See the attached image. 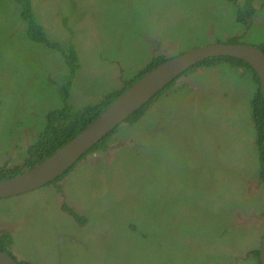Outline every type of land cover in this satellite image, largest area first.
I'll use <instances>...</instances> for the list:
<instances>
[{
    "label": "rangeland",
    "instance_id": "1",
    "mask_svg": "<svg viewBox=\"0 0 264 264\" xmlns=\"http://www.w3.org/2000/svg\"><path fill=\"white\" fill-rule=\"evenodd\" d=\"M251 1L245 24L236 17L245 0H31L49 38L74 44V111L101 101L152 55L229 38L264 45V0ZM25 27L15 0H0V167L12 170L25 167L46 113L63 106L69 69ZM170 88L63 179L0 198V232L18 262L249 264L264 232L253 74L220 62Z\"/></svg>",
    "mask_w": 264,
    "mask_h": 264
},
{
    "label": "trees",
    "instance_id": "2",
    "mask_svg": "<svg viewBox=\"0 0 264 264\" xmlns=\"http://www.w3.org/2000/svg\"><path fill=\"white\" fill-rule=\"evenodd\" d=\"M232 3H236L237 0H229ZM17 5L20 8V16L23 21L26 23L25 32L28 37L35 42L45 44L49 49H56L64 57L65 63L69 68L65 73V82L61 87V100L63 106L55 110L46 113V123L42 128L41 132L36 137L35 141L28 147L27 153L28 156L24 162L26 169L32 167L34 164L38 163L42 159L46 158L52 154L55 150L65 144L68 140L74 137L80 130H82L87 124H89L93 119H95L106 107H108L116 98H118L131 84H133L137 79L142 75L159 65L160 63L170 59L174 56L165 57L164 55H155L149 58L148 62L142 65L136 74L130 78L122 80V84L118 87L111 89L107 94L103 96L101 101L85 106L84 108L74 111L70 109V106L67 104L69 99V90L72 85V80L75 77L76 70L79 69L78 60L79 58L76 55L74 44H69L68 47H62L60 43L51 40L44 28L40 23L35 11L33 10L31 0H15ZM254 9L252 7L251 0H245L244 4L238 8L237 19L244 21L246 24L252 14ZM226 42L229 43H240L237 38H229ZM264 52V45L258 46ZM181 54V53H180ZM224 62L230 64L236 68H242L250 71L253 74V79L257 84V89L254 91L253 96L250 100L251 115L253 124L255 126V144L257 152L259 155V172L258 177L262 183L264 189V99L260 92L259 80L256 76L253 68L245 61L233 57H211L203 61L196 63L191 66L189 69L181 73L176 79L167 84L164 88L158 91L147 103L134 112L129 118L125 120L127 124H132L138 122L148 110L153 107L156 102L165 94H167L170 88L176 80L181 75H186L188 73L194 72L201 68H208L216 66L218 63ZM170 88V89H169ZM117 129V127L109 133L107 136L102 138L98 143H96L86 154H84L77 162L85 158L88 154L94 153L97 151H104L107 148V143L109 141V136ZM76 162V163H77ZM76 163L71 166L67 171L58 176L56 179L51 181L49 184L63 179L71 170L74 169ZM16 168V167H15ZM12 169L0 167V180L16 176L22 173L23 169ZM71 216L76 221H81L83 219L78 213H75L72 209L67 208ZM262 217L264 218V210L262 211ZM84 220V219H83ZM264 225V221L263 224ZM11 237L8 232H0V249L11 255L14 259L16 258L10 252V242ZM255 260L254 264H260L259 260V244L255 247ZM16 260V259H15ZM17 261V260H16ZM249 263V261H247ZM18 264H31L30 262H18ZM250 264V263H249Z\"/></svg>",
    "mask_w": 264,
    "mask_h": 264
},
{
    "label": "water",
    "instance_id": "3",
    "mask_svg": "<svg viewBox=\"0 0 264 264\" xmlns=\"http://www.w3.org/2000/svg\"><path fill=\"white\" fill-rule=\"evenodd\" d=\"M217 56H228L247 62L256 73L264 99V52L259 47L229 42L194 47L167 59L142 75L95 119L52 154L20 174L0 180V198L27 193L49 184L181 73L200 61ZM259 260L260 264H264V233L259 245ZM0 264L18 263L0 249Z\"/></svg>",
    "mask_w": 264,
    "mask_h": 264
},
{
    "label": "flooded vegetation",
    "instance_id": "4",
    "mask_svg": "<svg viewBox=\"0 0 264 264\" xmlns=\"http://www.w3.org/2000/svg\"><path fill=\"white\" fill-rule=\"evenodd\" d=\"M30 146V145H29ZM0 147H1V145H0ZM26 166L24 167V170H26ZM10 172H12V170L10 171ZM47 185V184H46ZM263 189V188H262ZM11 253H13L12 251H11ZM255 254H256V252H255V247H252L251 249H249V251L247 252V254H246V256H245V258H244V260L245 261H249V263L250 264H254V260H255Z\"/></svg>",
    "mask_w": 264,
    "mask_h": 264
},
{
    "label": "clouds",
    "instance_id": "5",
    "mask_svg": "<svg viewBox=\"0 0 264 264\" xmlns=\"http://www.w3.org/2000/svg\"><path fill=\"white\" fill-rule=\"evenodd\" d=\"M263 221H264V218H263ZM263 221H262V224H263ZM264 226V225H263ZM264 233V232H263ZM259 245H260V243H259Z\"/></svg>",
    "mask_w": 264,
    "mask_h": 264
}]
</instances>
